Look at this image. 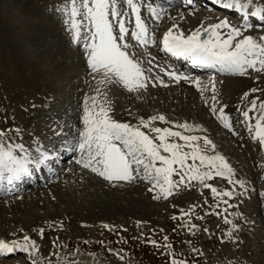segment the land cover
I'll use <instances>...</instances> for the list:
<instances>
[{
  "label": "rangeland",
  "instance_id": "1",
  "mask_svg": "<svg viewBox=\"0 0 264 264\" xmlns=\"http://www.w3.org/2000/svg\"><path fill=\"white\" fill-rule=\"evenodd\" d=\"M65 2L66 0H0V130L7 134L5 143L23 144L26 151L33 153V157L38 156L39 152L51 151L56 146L59 148L61 144H67L66 142L77 136L83 126L81 122L84 98L96 95L94 90L97 83L93 82L87 73V57L83 43L72 42L71 32L64 23L65 16L57 11ZM254 2L261 3L264 0ZM193 12V16L198 20V26L213 15L210 12H206L207 15ZM178 15L168 14V19H174ZM215 15L218 19L222 18L221 15ZM179 17L184 19L183 14ZM166 20H161V26H168ZM172 24H176L181 30L177 22ZM251 27L253 28H243V32H246L244 34L257 38L264 36V26ZM7 32L17 33L18 50L14 51V47L7 42L5 38ZM16 52L20 57L15 58ZM14 59L28 60L33 64L40 61L38 66L46 64L50 73L47 75L39 73L42 81L31 87L24 82L15 88L11 81L14 73L19 78L33 76L31 67L23 68L24 71L20 69L22 72L18 73ZM32 66L37 67L35 64ZM193 75H196L202 82L201 86L206 88L203 95L200 89L189 81L186 85L166 82L165 87L158 83L157 87L154 81L155 86L150 83L149 89L140 93L149 96L150 101L145 102L139 95H131L129 97L135 101H142L141 106H138L137 102L128 105L122 99L118 111L128 113L125 115L131 120L136 117L134 125H137L141 117L146 119L161 114L172 124L157 120L153 122L155 127H173V130H179L175 125L185 121L200 125V129L191 134L207 135L213 141L216 145L215 152L223 155L235 170L233 179L240 176L238 178L245 182L243 188L230 184L226 177L213 176L215 179L208 180L207 183L220 192L225 190L233 192L231 197L214 196L210 188L185 177L184 182L175 187L171 195L166 198L161 195L159 199H154L158 190L150 191L152 184L138 179L137 186L140 188L141 185L143 188L140 191L136 190L137 192L131 189V197L138 195L145 199L147 208L159 206L160 212H151L147 209L146 213L144 211L143 219L137 221L140 216L133 217L130 223L137 227L107 217H99L92 221L78 219L81 226L75 227L68 224L67 218L60 220L59 216L70 205L68 199L70 193L74 194V187L71 185L74 181L72 182L73 178L69 180V176L74 177L78 169L69 166L74 160L73 155L59 159L60 154L55 151L57 159L61 160L65 167L64 170L59 167L61 170L59 176L21 195L0 200V239L22 241L23 236L27 235L38 245L39 254L52 259L53 264H56L57 260L53 253L60 258V264H64L65 261H75L77 264H171L173 258L187 261L188 264H264V215L261 213L264 211V146L259 144L258 139L253 138L254 131H249L248 121L242 115L243 111L251 107L252 100L256 99L258 105L264 102V72L249 69L246 75L231 73ZM231 77L245 78L249 81L248 87L244 90L250 93L247 98H244V92L235 95L232 90L226 88ZM210 78H214L218 92L217 109L226 105L224 112L230 118L231 129L226 128L211 111L210 105L213 101ZM113 86H100L101 96L97 97L98 103L107 99L112 107L118 104V97L112 92ZM152 89L156 91L154 94H150ZM251 89L257 91L252 92ZM105 92L106 97L103 96ZM257 113V111L249 113L253 127ZM128 117L126 119H129ZM77 120L81 121L79 125ZM118 121L132 123L125 119ZM65 122L69 125L67 131H64L67 125ZM34 124L39 127L40 133H34L36 129ZM12 127L13 132H10ZM18 128L19 132L16 131ZM22 129L26 130L25 135L22 134ZM200 143L203 148V141ZM61 154L63 155V152ZM74 154L76 156L77 153ZM207 154H214L210 147ZM19 155H22L21 151ZM79 170L84 172L85 178L88 176L81 166ZM89 177L95 179L93 181L100 180L98 175L91 172ZM172 179L175 182L179 177L174 174ZM137 181L132 185L123 181L117 185L105 180L102 183L105 187L121 188L133 187ZM143 189L145 190L142 191ZM225 200L228 203H224ZM36 214L45 217L42 216L40 222L28 223ZM225 217L232 223H225ZM233 224L239 225L238 229H233ZM192 225H196V228H192ZM56 226H61L62 230L45 233L49 227ZM41 228L44 230L42 235L39 231ZM229 230H232V237L228 236ZM164 237L168 239L165 240ZM151 241H155L156 244ZM117 252L124 257L123 260L119 259ZM33 258L21 255L11 259L0 258V264L8 262L31 264Z\"/></svg>",
  "mask_w": 264,
  "mask_h": 264
},
{
  "label": "snow or ice",
  "instance_id": "2",
  "mask_svg": "<svg viewBox=\"0 0 264 264\" xmlns=\"http://www.w3.org/2000/svg\"><path fill=\"white\" fill-rule=\"evenodd\" d=\"M124 3L127 11L122 9L121 0H66L57 9L65 16L64 23L71 32L72 42L83 43L88 74L97 83L94 90L96 95L84 98L83 126L67 145V150L79 153L76 163L82 169L89 170L110 184L116 185L121 181L134 183L138 179L148 181L152 184L150 191L158 190L154 199H159L161 195L165 198L171 195L173 189L184 182L185 177L210 188L214 196L231 197L232 191L220 192L207 181L213 176L226 177L230 184L240 185L241 188L245 182L242 179H233L235 170L223 155L215 152L216 145L207 135L191 134L199 130L200 125L185 121L175 125L179 130H173V127H155L153 122L157 120L172 124L162 114L152 115L147 119L141 117L137 125H132L113 118L111 102L107 99L98 103L97 97L101 96L100 86L116 85L137 95L146 91L150 83L155 86L154 81L157 80L161 85L167 86L159 75H152V59L147 61L149 67L146 68L145 61L138 57L135 50L138 47L150 56L149 46L157 44L155 31L150 30L141 16L143 0H124ZM214 3L242 12L245 27H251L246 21L249 14L264 21V2L214 0ZM147 8L154 20L162 19L165 9L161 0H157L155 4L149 2ZM130 13L135 16V27L131 31L126 26V23L131 24V20L125 19ZM129 34L135 45L129 43ZM161 43L163 50L173 56L183 57L194 64L217 69L219 72L238 75H246L249 69L264 72V36L257 38L246 35L241 27L230 24L227 18L218 19L207 26L201 24L189 34L173 24L163 34ZM161 71H165L175 81L186 80L194 83L200 89L201 95L206 91L198 77H189L166 69ZM209 84L213 101L210 105L211 111L226 128L231 129L230 118L224 112L226 105L217 109L218 92L214 78L209 80ZM251 91L255 92L257 89ZM103 96L106 97L107 93H103ZM244 96H248V93L245 92ZM250 104L251 107L243 111L242 115L248 121L249 131H254L253 138L258 139L259 144L264 146V102L258 105L254 99ZM251 111L258 112L254 127L249 115ZM16 131L19 132V129ZM6 135L0 130V179H6L8 184L31 175L33 168H40L55 155L44 151L33 157L24 149L23 144L5 143ZM209 147L213 155L207 154ZM16 149H20L23 154L18 155ZM174 174L179 177L178 181H173ZM224 203L228 201L225 200ZM225 223L231 224L232 221L225 217ZM191 227L196 228V225ZM238 227L239 225H232L233 229ZM39 231L42 235L44 230L41 228ZM228 236L232 237V230H229ZM151 243L156 244L155 241ZM16 247L23 248L34 257L31 264H53L52 259L39 254L38 245L27 235L23 236L22 241L0 239V253L11 252ZM116 254L119 259H124L119 252ZM53 255L57 256L56 264H60L58 255ZM64 264L77 262L65 261ZM171 264L188 262L173 258Z\"/></svg>",
  "mask_w": 264,
  "mask_h": 264
},
{
  "label": "bare ground",
  "instance_id": "3",
  "mask_svg": "<svg viewBox=\"0 0 264 264\" xmlns=\"http://www.w3.org/2000/svg\"><path fill=\"white\" fill-rule=\"evenodd\" d=\"M204 1V0H202ZM137 2H139V0H137ZM151 2L153 4H155L157 2V0H143V7L141 8V16L142 18L145 20L146 24L149 26L150 30L152 31H155L156 35L158 34V30L159 29H162V28H171L172 27V22H177L178 25L180 26L181 30L185 33V34H189L192 30H195L197 27H199L198 25V20L196 18V16H193L194 12H201L203 13V15H207L206 11L204 10H193V9H189L188 7V3L185 2V5H181V0H161V2L163 3V6H164V13L162 14V19L160 20H154L152 18V16L150 15L149 11H148V8H147V5L148 3ZM121 6H122V9L123 10H128L127 9V6L126 4L124 3V0H121ZM198 6V5H196ZM205 8V7H204ZM187 12V14H185ZM191 11V12H190ZM175 15V13H179L178 17H175L174 19H168V14H173ZM192 15H189L191 14ZM183 14L184 15V19H181L179 16ZM170 16V15H169ZM182 17V16H181ZM205 17V16H203ZM224 17V16H223ZM249 17H250V20L253 21V23H255L254 25H257L260 27V25L262 24V21L259 19V17L257 18L256 16H252L251 14H249ZM177 18V19H176ZM126 20L130 19L131 20V24L128 25L126 23V26H128L130 28V31L132 29H134L135 27V16L132 15L130 13L129 17H126L125 18ZM163 19H167L166 21L168 22V26L167 27H163L161 26V20ZM207 19V18H206ZM189 22H186L188 21ZM218 20V17L217 15L213 14L210 19H208L205 23H203L204 26H207L208 23H215L217 22ZM233 20V19H232ZM232 20H229V23L232 24V25H237L239 26V23H235L233 22ZM232 21V22H231ZM198 24V25H197ZM201 24V23H200ZM196 25V26H195ZM240 27L243 29V28H249V27H244L243 25ZM253 27L249 28V29H252ZM13 29V28H12ZM247 29V30H249ZM175 31V29H173ZM246 30V31H247ZM259 30H262V29H259ZM223 31V30H222ZM30 32V31H29ZM258 32V31H257ZM246 33V32H244ZM251 32H248V34H250ZM259 33V32H258ZM3 34V33H2ZM24 34V32H23ZM19 35V34H18ZM19 37V36H18ZM6 40L7 42H10L9 44L11 45V47L13 48L14 47V51L15 50H18L17 48V33L16 32H7L6 33ZM22 38V37H20ZM129 43L135 45V41L131 39L130 37V34H129ZM5 40V42H6ZM19 40V39H18ZM22 40V39H21ZM4 42V43H5ZM21 43H23L21 41ZM23 45V44H22ZM7 46V45H5ZM65 46V45H64ZM63 46V47H64ZM8 47V46H7ZM9 50V49H8ZM137 51V55L140 59L144 60L145 61V67H149V65L147 64V61L149 59H152V75L153 76H156V75H159L163 80L164 82H173L175 83V85H186L188 84V81L186 80H180V81H175L174 79L172 78H169L166 74L165 71H161V69H164L163 67L167 68V64H166V61L161 58L158 53L160 51V47H159V42L157 41V44L156 45H150L149 46V52H150V56L143 53L142 50H140L138 47L135 49ZM66 51V49H65ZM19 52V51H18ZM18 52H16V55L14 54L15 58H18L20 57L18 54ZM33 52V51H32ZM23 54V53H22ZM64 54V53H63ZM24 55V54H23ZM65 55V54H64ZM15 60V59H14ZM180 61V63L183 65V66H187V68L191 71L192 74L188 73V74H185V73H181L179 71H176V70H171V71H175L177 72L178 74H183L185 76H189V77H196V75H193V74H199L201 72V70H203V68H205L204 66H201V65H197V64H194L191 60H187V59H184L183 57H179L178 59ZM40 63V61H38V63H34L35 65H37V67L35 66H32L34 65L33 63L29 62L28 60L25 61V60H15V68L17 69V72L18 73H21L22 70L20 69H23V68H30L32 69V76L31 78L29 77H21L20 78L16 75V73H14V76L11 78V81H12V84L13 86L16 88H18V85L19 83L20 84H24V82L26 84H29V86H33L36 82H40L42 81L40 79V76L39 73L42 72L43 75H47L50 73V70L47 66H45L46 64H42V65H39L38 64ZM169 63V62H168ZM156 65H159V67H157ZM59 66V65H58ZM61 66V65H60ZM87 66V64H86ZM63 67V66H61ZM192 67V70L190 69ZM59 68V67H58ZM64 68H66L65 64H64ZM25 69H23L24 71ZM86 70L88 71V69L86 68ZM20 71V72H19ZM16 72V71H15ZM56 72V70H55ZM88 73V72H87ZM42 76V75H41ZM47 77V76H46ZM238 77V76H237ZM44 78V77H43ZM42 78V79H43ZM232 78V79H231ZM230 80L228 79V86L226 88H229L230 90H232L233 94H238L241 92L243 93L244 90L248 87L249 85V81L245 78L241 79V78H236V79H233V77H231ZM36 79H39L38 81ZM45 79V78H44ZM211 79V78H210ZM48 80V79H47ZM91 80V79H90ZM206 81V80H205ZM204 81V82H205ZM95 82V81H93ZM156 84H160L159 81H155ZM10 83V81H9ZM172 83V84H173ZM202 83V82H201ZM158 84H157V87H158ZM193 86H196L194 83L192 84ZM203 85V84H202ZM12 87V88H14ZM165 87V86H164ZM149 89V87H148ZM147 89V90H148ZM123 91H127L126 89H123L122 87L120 86H116L114 85L113 86V89H112V92H113V95L118 97V104L115 106V107H112L113 112L111 113V115L113 116L114 119H117V120H130L132 123V125L135 124V121L137 120V118L135 117L132 118V120L127 116L128 113H125L127 115H125L123 112H119L118 110H120L121 108V105H122V102L125 101L128 103V105L131 103H136L138 106H141V102L140 100H137L138 99V96H136V100L129 96H135L137 95L136 93H127V92H123ZM14 93V90L12 91ZM156 91H154L153 89L150 91V94H154ZM19 93V91H18ZM245 93V92H244ZM250 94V93H249ZM248 94V95H249ZM244 96V94H243ZM139 97H142L143 98V101H150L149 99V96L146 97V94H139ZM151 98V97H150ZM244 98H247V96H245ZM123 99V101H122ZM131 99V100H130ZM223 99V98H222ZM242 99V98H241ZM245 100V99H244ZM99 101V100H98ZM195 104V103H194ZM143 107V106H142ZM76 111V110H74ZM143 111V110H142ZM142 115V114H141ZM145 115V114H144ZM149 115V114H148ZM258 115V113H257ZM130 116H131V113H130ZM129 118V119H126V118ZM134 117V116H133ZM147 117V116H146ZM134 119V120H133ZM147 119V118H146ZM255 119V118H254ZM78 121V125L80 124L81 121L77 120ZM66 123V122H65ZM82 123V122H81ZM129 123V122H128ZM67 124V123H66ZM137 124V123H136ZM82 125V124H81ZM5 126V125H4ZM34 127L36 128L34 130V133L38 134L40 133L39 131V127H37L36 124H34ZM69 128V125L67 124L66 127H64V131H67V129ZM8 129V127H7ZM19 129V128H18ZM16 130V129H15ZM29 131V130H28ZM32 131V130H31ZM10 132H13V127L12 129L10 128ZM6 133V132H5ZM16 133V132H14ZM26 130H23L22 129V134H26ZM33 133V134H34ZM10 136V135H8ZM32 136V135H30ZM17 137V136H16ZM75 137V136H74ZM71 140V141H70ZM69 141L70 142H66L67 144H61V146H65L64 147H61L59 146V148H56L54 147L53 150L55 151H58V152H63V155H62V158H65L67 157L68 155H73L74 156V160L72 161L71 166L72 168H76L78 169L76 171V175L74 177L72 176H69V180L71 178H73L72 182L73 184H71L73 187H74V194L69 195V199H68V202L70 203V205L68 206V209H65L63 210L61 216L60 217V220H64L65 218H67V222H69L68 224L71 225V226H75V227H79L81 225L78 224V219H81L83 221H92L94 219H98L99 217H107V219H115L117 220L118 222H123L124 224H128L130 225L132 222V219L133 217L134 218H137V216H140L138 220H141L143 219L144 217V211L146 213L147 209H149L151 212L155 211V212H160V208L159 206H152V207H146L145 205V199L139 197L138 195L137 196H134V197H131V189L132 190H138L140 191L141 188H143L141 185H140V188L137 186L138 182L135 183V186L133 187H114V186H106L103 184L104 180H102L103 178L100 177V180H97V181H93L95 179H91L92 175L90 174L91 177H89V170H84L85 171V174H87L86 178L84 177V172L80 171L79 170V166L77 163H76V160L78 159L79 157V153L78 152H75V151H68L66 146L71 143L73 141V139H70ZM25 149V148H24ZM17 151V154L19 155V152L18 149L16 150ZM33 151V150H32ZM74 153H77L76 156ZM23 154V153H22ZM33 154V153H32ZM37 155V154H36ZM51 162H52V165L51 166H55L57 165L59 162L55 156L51 157ZM61 167V170H64L63 166H60ZM71 167H68V168H71ZM67 168V169H68ZM49 170V168H46ZM59 170V167L58 168H55L51 174L49 175V178H46L45 181L43 180H37V182H35L33 180V177L29 176V175H26V176H23L22 178L18 179V180H15L12 184H8L7 180L6 179H0V193H4V186H10V190L14 192V194L12 196H18V195H21L22 193H25L31 189H35L41 185H45L49 180H52L53 178L59 176V174L61 173ZM71 171V170H70ZM60 172V173H59ZM69 175V174H68ZM66 176V175H64ZM240 177V176H238ZM237 176H236V179H239ZM68 178V177H67ZM75 178V179H74ZM85 178V179H84ZM93 178V177H92ZM215 178H211L209 179L210 181H213ZM220 180V179H219ZM217 181V180H215ZM223 180H221L222 182ZM62 182V181H60ZM103 182V183H102ZM220 182V183H221ZM5 183V184H4ZM59 183V182H58ZM70 183V182H69ZM142 183V182H141ZM132 185V183H130ZM34 185V186H33ZM117 185V184H116ZM143 185V184H142ZM234 185V184H232ZM22 187H25L23 191L22 190ZM145 189H143L142 191H144ZM66 191V190H65ZM141 191V192H142ZM137 192V191H136ZM83 193V194H82ZM134 193V192H133ZM141 195V194H140ZM107 196H111L109 198H107ZM3 199H5L3 197ZM1 204V203H0ZM220 205V204H219ZM210 209V208H209ZM261 213L264 215V211L262 210ZM47 215V214H46ZM43 216V215H42ZM41 216V217H42ZM49 216V215H48ZM53 216V215H52ZM41 217H39L37 214L36 216L34 215V218L33 219H29L28 220V223L29 221L30 222H33V223H37V222H40L41 221ZM45 217V216H43ZM42 217V218H43ZM263 218V217H262ZM51 219V218H50ZM49 219V220H50ZM54 219V217H53ZM106 219V218H105ZM32 220V221H31ZM59 220V219H58ZM121 220V221H119ZM128 221V222H125ZM60 222V221H59ZM80 222V221H79ZM82 222V221H81ZM31 223V224H33ZM88 223V222H87ZM122 223V224H123ZM64 225V224H62ZM79 225V226H77ZM131 226L133 227H137L136 225H132ZM32 227V226H31ZM58 229H61V226H56L55 228H48L46 229L45 233L48 234L50 233L51 231L53 230H58ZM60 231V230H59ZM6 254H9V252H6ZM13 251L10 252L9 257H13ZM8 259H11V258H8ZM88 261V260H87ZM94 261V260H93ZM95 262V261H94ZM86 263V262H85ZM97 263V262H96ZM5 264H13V262L11 263H5ZM25 264V263H24ZM93 264V263H91Z\"/></svg>",
  "mask_w": 264,
  "mask_h": 264
}]
</instances>
